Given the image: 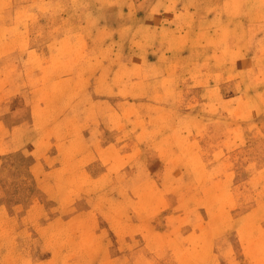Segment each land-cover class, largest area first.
I'll return each mask as SVG.
<instances>
[{
  "label": "rangeland",
  "instance_id": "374dc122",
  "mask_svg": "<svg viewBox=\"0 0 264 264\" xmlns=\"http://www.w3.org/2000/svg\"><path fill=\"white\" fill-rule=\"evenodd\" d=\"M27 3L35 7L33 15L20 7ZM43 4L44 0H0V42L16 38L40 51L32 32L44 22ZM27 21L36 27L23 28ZM61 36L57 35L58 41ZM57 44L51 48V61L38 57L27 64L25 54H17L15 62L38 73L31 78L33 84L48 86L60 78L56 71L63 74L75 64L77 48ZM60 55L67 58L59 59ZM14 61L0 59L4 125L0 153L8 150L3 140L9 141L13 126L24 124L29 130L19 131L9 145L14 152L0 157V186L9 211L28 218L15 219L2 233L7 237L0 264H264V61L249 77L256 86L252 106L235 111L218 106L189 109L184 102L181 113H193L205 122L201 135L192 133L199 127L187 123L173 128L178 109L134 107L123 121L117 113L111 117L113 109L107 107L100 115L108 134L104 144L112 141L119 153L99 156V161L94 155L72 161L45 178L31 172L34 160L27 154L37 140L28 110L20 108L22 100L32 97L27 80L19 76L18 68L12 75H2ZM57 87L59 83L51 89L60 98L64 92ZM139 94L132 98L138 101ZM162 95L152 90L141 93L142 98L158 102ZM126 107L116 108L124 118ZM17 110L23 114H10ZM50 132L45 130L49 141L42 155L47 162L57 150ZM82 169L85 172H77ZM106 170L107 184L90 188L88 178ZM68 175L74 177L67 178L60 190L62 198L74 204L58 213L54 203L44 199L41 184ZM58 214L61 220L54 217ZM10 232L14 235L8 236ZM12 243H18L17 250H12Z\"/></svg>",
  "mask_w": 264,
  "mask_h": 264
},
{
  "label": "crops",
  "instance_id": "0c3cea01",
  "mask_svg": "<svg viewBox=\"0 0 264 264\" xmlns=\"http://www.w3.org/2000/svg\"><path fill=\"white\" fill-rule=\"evenodd\" d=\"M76 1L44 0L41 9L44 22L37 24L36 33L32 32L37 35L40 51L30 47V42L20 43L16 38L10 41L2 38L0 42V59L10 57L14 61L18 53H24L27 64L38 57L53 60L50 51L56 43L77 48L75 64L63 74L56 71L60 78L48 86L33 84L31 78L38 73L22 63L14 61L5 74L2 72L12 75L18 68L19 76L26 78L32 94L20 102V108L29 112L33 137L37 139L32 143L34 149L27 148V154L34 160L32 173L45 178L57 169L67 168L72 161L93 155L99 161V156L119 153L112 141L104 144L108 134L100 115L107 107L113 109L111 117L117 113L123 121H127L134 107L178 109L173 128L182 123L194 125L199 130L192 133L199 136L205 122L193 113H181L184 102L189 109L218 106L235 111L252 106L251 93L256 86L249 83V77L258 63L264 61V0H84L85 4ZM20 7L31 15L35 12L33 4ZM25 25L29 29L36 27L28 21L22 27ZM58 34L62 35L59 41ZM66 58L60 55L59 59ZM67 82H73L72 86ZM57 83V91L64 92L60 98L51 89ZM147 90L164 94L163 99L158 102L142 98L141 93ZM133 93H140L138 101L133 99L136 98ZM218 99H222L223 106L222 102L215 103ZM125 105H128L126 118L116 111ZM10 114L21 116L23 110ZM47 128L57 148L50 158L52 162L44 161L42 156L49 141ZM0 130H4L2 122ZM28 130L24 124L13 126L9 141L3 140L8 150L0 153V157L14 152L9 146L14 136ZM71 176H58L41 184L44 199L52 201L58 213L66 205L74 204L64 200L60 190ZM88 179L90 188L104 187L109 179L108 170ZM1 190L0 186V251L3 252L6 250L3 238L7 234L2 233L7 232L8 225L15 224V219L28 216L12 214ZM38 204L42 211L44 205L40 201ZM54 217L61 220L59 214ZM41 218L42 215L38 221ZM12 245V250L18 249V243Z\"/></svg>",
  "mask_w": 264,
  "mask_h": 264
}]
</instances>
